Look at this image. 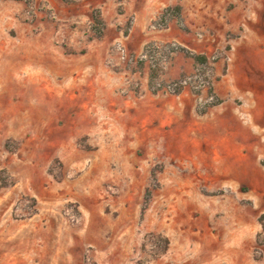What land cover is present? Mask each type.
Returning a JSON list of instances; mask_svg holds the SVG:
<instances>
[{
  "label": "rangeland",
  "instance_id": "obj_1",
  "mask_svg": "<svg viewBox=\"0 0 264 264\" xmlns=\"http://www.w3.org/2000/svg\"><path fill=\"white\" fill-rule=\"evenodd\" d=\"M144 1L0 0V49L10 48L19 26L34 33L50 29L52 46L67 53L112 38L106 66L116 75L119 103L115 110L98 106L93 129L62 141L74 130L73 123L65 128L60 110L52 107L48 119L42 110L26 114L15 98H0V240L16 261L30 254L42 264H264V152L251 157L258 186L251 192L243 177L242 188L229 190L221 178L224 164L201 147V131L166 127L155 141L153 126L144 131L124 115L125 101L146 93L177 95L170 88L177 83L201 116L218 99L215 79L226 98L235 96L234 104L264 110V0H163L166 8L183 7L178 19L164 23L158 19L162 10L155 13L163 3ZM131 6L144 7L145 18H152L142 36L146 43L133 49L127 42ZM101 12L98 36L92 18ZM164 24L203 45L175 36L161 41ZM152 44L158 74L150 86V63L142 65L141 56ZM231 47L239 50L229 59L241 68L224 80ZM194 55L207 56L208 63ZM51 78L58 102L55 93L65 84ZM248 121L253 139L264 145V114ZM222 131L218 126L214 133ZM193 139L200 140L195 147ZM164 239L169 245L161 253Z\"/></svg>",
  "mask_w": 264,
  "mask_h": 264
},
{
  "label": "crops",
  "instance_id": "obj_2",
  "mask_svg": "<svg viewBox=\"0 0 264 264\" xmlns=\"http://www.w3.org/2000/svg\"><path fill=\"white\" fill-rule=\"evenodd\" d=\"M156 1L163 3L156 8L155 13L158 14L161 10L164 11L166 5L163 0ZM174 6L178 5L169 7ZM143 9L144 7L131 6L126 13L134 17L133 26L127 38L129 47L132 49L144 45L142 36L146 34L152 22L151 16L147 15L145 18ZM100 16L104 22L105 12H101ZM171 29L164 30L166 32L160 38L161 41L171 40L170 37L175 36L178 37L179 42L186 45H203L202 43L197 44L190 36L185 35V32L171 31ZM15 32L16 36L13 38L10 48L2 47L0 49V68H5L4 70L0 69V98H15L17 106L23 107L26 114L31 115L34 110H42L44 118L48 119H50L49 113H51L52 107L60 110V115L67 116L65 128L73 123L71 127L74 130L69 136L66 134L62 141H67V137H75L76 134L72 132H79L84 128L93 129L96 123L92 116L97 113L96 110H99L98 106H106L110 110H115L114 107L119 106L116 99L117 93H115L116 75L106 66L112 38L107 37L100 44L89 42L84 45L85 52L79 54L61 51L59 45L52 46L54 32L48 28H42L34 33L31 28L19 26ZM60 33L64 34L65 31ZM238 50L239 48L231 47L226 59L236 55ZM229 61L227 73L222 76L224 80L239 72L241 68L240 61L233 60L232 62L230 59ZM221 67L222 60L216 63L215 76L218 77L221 74ZM51 74L58 78V82L65 84L61 90L59 89V93H55L60 94L59 101L61 103L52 100L55 95L51 94L53 88ZM220 80L215 79L212 85L214 94L221 102L201 116L197 115L196 105L189 91H182L174 96L146 93L142 97H135L133 100L124 102L125 108L128 109L124 110V115L128 116V120L133 116L136 119L135 124L138 122L139 125H142L144 131L149 129L148 126H153L155 141L159 139L156 135L162 133L166 127L171 129L173 126H177L178 129L186 127L189 132L196 131V129L201 131L204 142L201 147L206 145V148L211 149L213 158L224 164L221 178L225 179V184H228L227 188L229 190L237 189V186L239 187L244 182L243 177H245V183L252 192L258 186L257 172L259 170L258 168L253 169L255 161L253 162L251 157L255 154L261 155L264 152V145L253 139L252 126L248 119L256 122L262 117L264 110L252 108L244 110L243 106L234 104L235 96L229 97L230 99L226 98L227 95L224 94ZM56 102L59 103L57 107L54 106ZM71 110H75L74 113ZM72 114H76V116L72 117ZM82 115L85 117L80 119L79 117ZM83 119L86 120L87 126L84 124L82 127ZM59 121L65 122L61 118ZM45 125L44 120L42 124H39L40 127H45ZM194 126L198 127L194 128ZM218 126L223 130L219 136L214 133ZM189 135L186 139L189 138ZM192 142L195 147L200 140L193 139ZM253 171L255 172L252 173ZM1 226L2 222L0 221ZM7 243L0 240V264H42L38 261L33 262L34 259L29 256L30 254L21 260H14ZM60 263L58 262V264Z\"/></svg>",
  "mask_w": 264,
  "mask_h": 264
},
{
  "label": "trees",
  "instance_id": "obj_3",
  "mask_svg": "<svg viewBox=\"0 0 264 264\" xmlns=\"http://www.w3.org/2000/svg\"><path fill=\"white\" fill-rule=\"evenodd\" d=\"M181 12V7L180 6H174V7H167L166 9H164V11L161 13V15L159 16V20L160 21H163L164 22H167L168 18H176L178 19L180 16H179V13ZM92 21L94 23V26L99 29L97 30L98 31V36H101L102 35V28H101V25L103 23L102 21V18L100 16L99 13H97L96 15L93 16L92 18ZM163 27H166V24L163 25ZM152 45H147L145 48H144V53L148 50L149 47H151ZM143 53V55H144ZM194 60L200 64H206L208 63V57L207 56H204V55H194L193 56ZM142 65L144 64V62H149L150 63V86H153L154 85V79L155 77L157 76L158 74V68H157V62L155 65H153L151 63L150 60H146V59H142ZM177 93H180L181 92V87L178 88V90H176ZM221 101L219 99H217L215 102L211 103V107L212 106H215V105H218ZM204 113V111H202ZM164 247L162 249V252H165L167 249H168V245H169V240L168 239H164Z\"/></svg>",
  "mask_w": 264,
  "mask_h": 264
},
{
  "label": "built area",
  "instance_id": "obj_4",
  "mask_svg": "<svg viewBox=\"0 0 264 264\" xmlns=\"http://www.w3.org/2000/svg\"><path fill=\"white\" fill-rule=\"evenodd\" d=\"M155 47H157V45H155ZM155 47H154V44H152V46L148 48V50L144 53V55L142 54L141 59L144 58L146 60H150L153 65H155L156 62L158 64V58H156V56L154 55V53L157 52V48ZM178 87H179L178 84L175 83L170 88L173 90V92H175ZM203 87H204L203 83H201L199 84V86H197V89H202Z\"/></svg>",
  "mask_w": 264,
  "mask_h": 264
},
{
  "label": "bare ground",
  "instance_id": "obj_5",
  "mask_svg": "<svg viewBox=\"0 0 264 264\" xmlns=\"http://www.w3.org/2000/svg\"><path fill=\"white\" fill-rule=\"evenodd\" d=\"M72 92H73V90H72ZM43 100V99H42Z\"/></svg>",
  "mask_w": 264,
  "mask_h": 264
}]
</instances>
